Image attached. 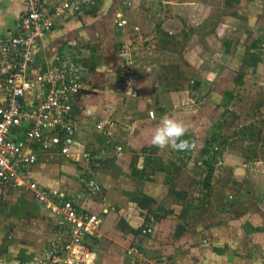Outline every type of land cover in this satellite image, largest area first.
Returning a JSON list of instances; mask_svg holds the SVG:
<instances>
[{"label":"crops","instance_id":"1","mask_svg":"<svg viewBox=\"0 0 264 264\" xmlns=\"http://www.w3.org/2000/svg\"><path fill=\"white\" fill-rule=\"evenodd\" d=\"M23 1L0 0V37L14 30L23 12ZM67 1L46 0L52 5ZM82 1L87 2L85 14L57 22L52 32L42 39L41 48L35 53V66L37 69L44 67L45 62L67 42L74 44L87 74L74 99L78 131L72 138L70 153L76 157L91 153L97 156V160L94 164L82 160L74 162L60 157L56 150L40 146L35 148L37 160L30 168V178L44 190L62 193L80 214L94 223L84 237L89 256L81 264H132V260L133 264H143V260H159L162 264H230L235 250L233 242L240 235L234 231V219L228 217L232 213L229 207L246 208L249 214L253 213L251 224L263 227L256 235L264 237V197L260 194L258 201L249 207L239 206L236 202L227 206L226 201L215 194L217 187L211 186L215 187L210 192L214 204L225 209L202 218L197 227L181 226L180 218L186 215L180 214L181 202L174 203L173 194L183 196L195 177L190 165L178 170V175L168 174L166 162L173 149H159L152 144V135L164 116L158 120L145 118V113L159 114L149 99L137 105L143 119L127 122V125L119 120V102L125 95L126 84L121 69L129 58L120 53L128 46L136 50L141 45L131 44L126 35V22L121 20L125 17L130 21L131 17L139 15L155 27L152 18L156 23L157 17L161 16L159 3L157 0ZM126 2H130L129 9L122 8ZM140 2L143 10L139 8ZM160 3L171 4L167 0ZM163 20L159 21H162L161 29L166 32L171 20ZM151 27L147 32H151ZM134 79L141 82L142 77L136 75ZM143 79L142 82L149 81ZM151 92L146 88L136 93L151 96ZM161 97L164 95L159 101ZM196 120L200 121L201 115ZM178 121L185 129L191 131L195 128ZM98 124L103 125V130L95 129ZM197 143L201 144L195 141V146ZM117 146L122 148L120 156L115 149ZM227 158L228 165L237 161L235 156ZM159 160L161 168L156 163ZM89 167L100 187L99 193L86 191L81 183ZM172 176L175 178L171 182ZM56 203L60 204L61 200ZM161 208L169 215L164 219L153 216L159 215ZM172 209H178L177 218L170 217L168 212ZM52 219L54 216L34 199L33 193L10 192L0 205V264H29L41 258L48 244L56 238ZM171 225L178 227L174 228L177 232ZM145 229L150 233H143ZM252 236L255 235H244L248 240ZM143 237L147 238L141 243L144 250L140 256L138 246ZM62 240L65 241L66 237ZM133 246L137 248L132 249ZM254 249L255 246L250 248L251 251ZM157 256L159 258L155 259ZM135 258L138 259L134 262Z\"/></svg>","mask_w":264,"mask_h":264},{"label":"rangeland","instance_id":"2","mask_svg":"<svg viewBox=\"0 0 264 264\" xmlns=\"http://www.w3.org/2000/svg\"><path fill=\"white\" fill-rule=\"evenodd\" d=\"M160 1L156 2L161 16L156 23L152 18L155 27L139 15L130 21L125 17L121 20L126 22L131 44L141 45L136 50L128 46L120 53L129 58L121 69L127 85L119 102V120L127 125L143 119L137 105L150 99L159 113L155 116L157 120L161 116L175 117L186 127L195 126L191 131L186 128L181 137L193 147L169 151L166 168L168 174L178 175V170L192 166L189 169L195 179L189 191L183 196L173 194L172 199L174 203L181 202L179 212L186 215L180 218L181 226L197 227L202 218L225 209L214 204L210 192L215 187L211 186L217 187L215 194L226 205L236 202L249 207L258 201L260 194L264 197V0H167L171 2L169 5ZM129 3H123L122 8L129 9ZM139 6L143 10L141 2ZM161 18L171 20L166 32L161 29ZM150 27L151 32H147ZM244 43L247 54L236 56L237 49L243 51ZM226 48H230L228 52ZM136 75L149 81L138 82L134 79ZM146 88L152 90L151 96L136 93ZM144 115L153 119L149 113ZM195 141L201 144L195 146ZM227 156H235L236 163L228 165ZM160 161H156L158 168ZM229 209L232 213L228 217L234 219V231L240 235L233 242L235 250L230 264H264V237L256 235L263 227L251 224L254 214H249L248 209ZM158 213L153 216L163 219L169 216L162 208ZM168 213L170 217H178V209ZM171 227L177 232L176 225ZM252 234L255 236L250 240L244 237ZM146 238L139 241L140 256L144 250L141 243ZM142 262L162 264L159 260Z\"/></svg>","mask_w":264,"mask_h":264},{"label":"built area","instance_id":"3","mask_svg":"<svg viewBox=\"0 0 264 264\" xmlns=\"http://www.w3.org/2000/svg\"><path fill=\"white\" fill-rule=\"evenodd\" d=\"M86 3L68 0L52 5L46 0H24L14 30L0 37V205L10 192H30L54 216L55 241L48 244L41 258L29 264H81L89 256L84 237L94 223L62 193L44 190L29 175L37 160L35 148L40 146L74 162L94 164L97 160L91 153L77 157L70 153L78 131L74 99L87 71L74 44L67 42L44 67L35 66L42 39L57 22L85 14ZM95 129L101 131L103 125ZM115 149L120 156L122 148ZM86 170L81 179L84 189L99 193L92 169Z\"/></svg>","mask_w":264,"mask_h":264},{"label":"clouds","instance_id":"4","mask_svg":"<svg viewBox=\"0 0 264 264\" xmlns=\"http://www.w3.org/2000/svg\"><path fill=\"white\" fill-rule=\"evenodd\" d=\"M155 118L154 113H149ZM184 125L174 117H163L160 119L154 134L152 144L159 149L170 147L177 151H185L193 147L187 140L181 139L185 135Z\"/></svg>","mask_w":264,"mask_h":264},{"label":"flooded vegetation","instance_id":"5","mask_svg":"<svg viewBox=\"0 0 264 264\" xmlns=\"http://www.w3.org/2000/svg\"><path fill=\"white\" fill-rule=\"evenodd\" d=\"M246 45H247V44H245V43L242 45V47H241V48H243V51H242V50H239V49H237V50H238V52L236 53V56H237V55H239V54H241V53H242V55H245V54H247V50H248L247 48H248V47H247ZM226 49H227V50H226V52H228V49H230V48H226ZM230 53H231V52H230ZM236 58H237V57H236Z\"/></svg>","mask_w":264,"mask_h":264},{"label":"trees","instance_id":"6","mask_svg":"<svg viewBox=\"0 0 264 264\" xmlns=\"http://www.w3.org/2000/svg\"><path fill=\"white\" fill-rule=\"evenodd\" d=\"M257 63V60H254L253 61V65H255ZM206 117L208 116V117H210L209 115H205ZM184 140H186V138H183Z\"/></svg>","mask_w":264,"mask_h":264}]
</instances>
